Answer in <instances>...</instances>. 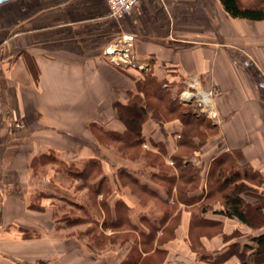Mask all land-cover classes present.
<instances>
[{"label":"crops","instance_id":"crops-1","mask_svg":"<svg viewBox=\"0 0 264 264\" xmlns=\"http://www.w3.org/2000/svg\"><path fill=\"white\" fill-rule=\"evenodd\" d=\"M260 1L239 0L243 6ZM123 36L131 40L135 59L152 63L155 76L166 77L171 70L183 78L197 77L204 87L219 92L216 132L204 150L193 153V162H203L210 154L212 162L236 151L239 164L264 182V21L232 18L220 0H138L114 15L105 0H7L0 3V264L44 259L45 264H120L130 256L129 243L94 250L73 234L75 226L57 223L54 205L38 198L41 178L58 174L49 168L41 175L39 163L49 155L65 166L71 179L88 162L100 165L102 172L90 188L94 185L93 192L100 193L107 182L110 188L100 205L101 223L107 209L112 214L109 225L125 220L147 234L149 226L155 230L170 221L162 216L157 224L143 218L147 210H156L155 199L165 208L176 204L172 217L179 214L177 228L160 247L162 260L154 264H213L189 248L192 214L185 209L193 207L173 202L176 186L159 180L164 173L153 160L122 156L92 132V127L124 129L115 105L135 91L132 77L139 71L117 67L107 53ZM181 129L176 119L148 120L142 126L146 142L141 147L173 168L167 176H176L172 157L180 149L176 137ZM124 178L130 186L121 182ZM86 204L82 206L89 209ZM203 216L220 222L226 234L238 231L240 237L233 241L245 242L255 234L235 219ZM157 236L150 254L157 252ZM198 241L204 254L226 245L220 235L199 236ZM221 264L239 260L232 255Z\"/></svg>","mask_w":264,"mask_h":264},{"label":"trees","instance_id":"trees-1","mask_svg":"<svg viewBox=\"0 0 264 264\" xmlns=\"http://www.w3.org/2000/svg\"><path fill=\"white\" fill-rule=\"evenodd\" d=\"M220 3L224 11L232 18L264 21V0L248 6H243L239 0H220ZM117 67L123 68L119 65ZM132 78L135 91L129 93L126 102L115 105L117 116L124 129L122 131H111L92 127L93 133L100 143L113 145L119 154L124 155V152L128 151L136 156L138 154L135 152L146 142L142 134V126L146 121L153 120L157 123H166L175 119L178 120L182 127L180 131L182 140L178 144L179 151L172 157L178 176H167L164 173L159 180L169 185L177 182L176 191H178L179 200L189 205V199L185 197L186 194H189V191L184 194L183 188L195 180L197 171L181 154V151L182 148H190L191 145L193 147L191 140L195 135H191L190 131L193 127L191 128L188 124H190V120L196 121L197 118L186 112L184 106L178 102L176 93L174 96L173 91L169 89L170 87L165 86L166 77L159 78L151 72H139ZM187 127L189 129H186ZM158 151L164 154L161 148H158ZM233 154L241 158L238 152L233 151L223 153L212 160L211 168L207 173V178L210 180L208 186V192L210 193H208L206 199L211 198L214 194H219L220 208L214 210L212 214L226 219H235L254 231L255 234L245 242L233 241V239L240 237V233L238 231H232L229 234L222 232L220 222L203 216L208 211L205 207L199 208L198 215H191L189 231L190 228L200 231L219 227L220 230L214 235H220L226 245L217 252L201 255L202 259H207L213 264H221L232 255L237 256L239 264H264V190H262L264 182L262 177L252 169L236 166ZM134 155L130 156L135 157ZM151 156H153V163L160 160L157 155L151 154ZM184 159L188 162L182 161ZM226 163L227 167L225 168ZM99 167L97 162H88L79 175L82 174L83 179H85L95 171L94 169ZM110 227L115 228L112 225ZM154 231L151 230L142 235L145 238L143 245L154 240ZM196 236L198 246L199 236L211 237V235L205 233ZM136 252L137 249L133 246L129 258L120 264H137L139 257ZM133 253H136V259L132 257Z\"/></svg>","mask_w":264,"mask_h":264},{"label":"rangeland","instance_id":"rangeland-1","mask_svg":"<svg viewBox=\"0 0 264 264\" xmlns=\"http://www.w3.org/2000/svg\"><path fill=\"white\" fill-rule=\"evenodd\" d=\"M119 66L123 68H132L136 69L137 71H142L144 73H153L152 70V63H150L148 60H140V59H131V63L123 64L119 62ZM187 78L181 77L179 74H176L175 72H172L171 70H166V81L165 86L170 87L174 93L179 94L184 88V81ZM184 109L189 114L193 115L197 118V120H190V127L192 128L191 135H195V137L192 138V144L190 148H182L181 154L185 156V158L189 161L190 165L196 169L195 173V180L191 182L190 184H187V186L184 189L183 192L186 194L189 191V194H186L185 197L188 200L189 205H192L193 208L191 209H185L187 212H190L191 214H199V208L205 207L207 211V215H211L214 211V207L220 208V195L214 194L211 196V198L206 199L208 193V186L210 180L207 178V173L209 169L211 168V154L205 159L203 162H193V156H195L194 152H200V150H204L203 146L207 143L210 136L215 134L214 130V123L207 119L202 113H200V110L195 105H184ZM186 129H189L187 127ZM93 132V130H92ZM179 136L177 135L176 139L180 142L182 140L181 133L178 132ZM110 145V144H109ZM108 146V145H107ZM113 146V145H111ZM114 147V146H113ZM136 151V150H135ZM125 154L122 156H130L134 155L131 152L125 151ZM138 155L136 156H145L152 159L153 156H151L152 152L147 150L144 146L139 147V149L135 152ZM150 154V155H148ZM135 156V155H134ZM187 156V157H186ZM234 157L236 166L239 165L242 168L247 167L243 165L242 163L239 164V157L237 155H232ZM161 160V159H160ZM160 160L157 161L156 166H158V170L162 173H166L169 175L172 173V167H169L167 169V166H165ZM182 160V161H187ZM181 161V160H180ZM187 161V162H188ZM185 163V162H183ZM42 166L41 175L45 176L47 174V171L49 168L55 170L58 174H55L54 178L50 179H42L40 184L42 185V188L38 190V198H42L43 201H46L49 203V205H54V215L56 218L57 223L60 226L66 227V226H75L73 228V234L78 236L81 239H84L85 243L88 244V246H92L94 250L99 249H107L111 248L112 250L117 249L122 245L123 243H129L130 245L134 246L135 249H137L138 253V262L137 264H154L159 263L162 258V250L160 249L161 245L171 238L174 234V230L177 228L178 222H179V214L177 217H172V214L174 210L176 209L175 205H170L168 208H165L161 202L157 201L155 199V204L157 206L156 210H147L142 216L144 219H149L158 222L159 218L162 216L167 217L170 219L167 224L160 223L158 226V229L154 228V234L155 237L158 235V232L160 234L157 236L156 241V251L154 254H150V251L153 249L154 241L147 242V244L143 245V241H145V238H143V234L139 231V226H133L129 222H125V220H122L121 225L115 224L112 225L115 228H111L107 221L109 219H112L111 216L108 214L107 209H105V220L101 223V219L103 216L100 205L104 206L105 202L108 199V195L110 194V188L108 187V182L104 183L100 190V193L93 192V189L90 188V182H93L96 180L97 176L102 172V169L99 167L98 169H94L92 174H90L89 177L84 178V176H81L78 173H72V177L77 180L76 184H73L74 179H71V176H68V174L63 170L65 166H62L57 160H55L53 157L46 156L43 158L42 162L39 163ZM39 164L36 166V170L39 171ZM164 165V167H162ZM173 165V164H172ZM100 166V165H99ZM238 166V167H239ZM227 167V163L225 165V168ZM35 169V168H34ZM35 170V171H36ZM40 173V172H39ZM38 173V174H39ZM60 173V174H59ZM172 175V174H170ZM176 177L178 176V171L175 173ZM178 179V178H177ZM40 180V179H38ZM156 183L157 179H155ZM121 182L126 184L127 186H130L131 184L130 179H121ZM162 185V183H158ZM177 185V182L174 184ZM172 187V185L170 186ZM85 188V192L80 195H75L76 191L82 190ZM202 188V192H200V189ZM178 190V189H177ZM198 190V194H193ZM49 191V192H48ZM99 192V191H98ZM100 194V198L98 195ZM32 197H34L32 195ZM114 197V196H113ZM173 202L180 201L178 196V191L175 192L174 197H172ZM89 202L91 205L86 204V202ZM79 203V204H78ZM83 204L89 205V209H84L82 206ZM104 210V209H103ZM124 212V211H123ZM109 215V216H108ZM125 215V212H124ZM172 217V218H171ZM124 218V216H123ZM100 222V223H99ZM146 222V221H145ZM158 224V223H157ZM109 226V227H108ZM148 226V224H147ZM77 227V228H76ZM164 228V229H163ZM149 231L152 230V228L148 227ZM219 227L216 229L211 230H195L191 229L189 231V242L188 246L191 250H194L199 255H202L204 253H207L204 251V248H201L196 243V235L200 233H205L207 235H214L217 234L219 231ZM105 232V233H104ZM108 232H114L113 234L106 235ZM117 232V233H116ZM208 237V236H207ZM158 247V248H157ZM140 252L148 253L146 256H142ZM133 258L137 257L136 253H133ZM136 259V258H135ZM45 260V259H44ZM37 260V264H45L47 261ZM44 261V262H43Z\"/></svg>","mask_w":264,"mask_h":264},{"label":"built area","instance_id":"built-area-1","mask_svg":"<svg viewBox=\"0 0 264 264\" xmlns=\"http://www.w3.org/2000/svg\"><path fill=\"white\" fill-rule=\"evenodd\" d=\"M108 9L112 15L120 11H128L133 7L138 0H105ZM132 47L131 40L123 36L119 39H115L108 50L111 51L110 60L115 65H119V62L126 64L131 63V59L134 57L130 53ZM184 89L177 94L176 98L181 105H195L199 108L207 119L213 123L218 122V115L215 108L216 99L219 96V92L214 88H206L202 85L201 81L197 77H189L184 83Z\"/></svg>","mask_w":264,"mask_h":264},{"label":"water","instance_id":"water-1","mask_svg":"<svg viewBox=\"0 0 264 264\" xmlns=\"http://www.w3.org/2000/svg\"><path fill=\"white\" fill-rule=\"evenodd\" d=\"M4 1H7V0H0V3L4 2ZM107 53H108V54H110V53H111V51H110V50H108V51H107Z\"/></svg>","mask_w":264,"mask_h":264}]
</instances>
